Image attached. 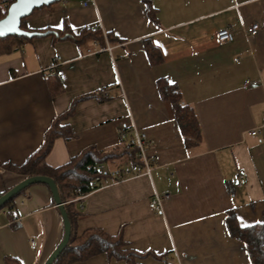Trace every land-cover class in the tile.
Returning a JSON list of instances; mask_svg holds the SVG:
<instances>
[{
    "label": "crops",
    "instance_id": "obj_1",
    "mask_svg": "<svg viewBox=\"0 0 264 264\" xmlns=\"http://www.w3.org/2000/svg\"><path fill=\"white\" fill-rule=\"evenodd\" d=\"M149 2L155 21L143 0H60L27 16L30 31L67 23L74 31L97 28L104 40L76 43L37 35L0 52V192L23 179L4 165L23 164L53 118L89 96L68 119L76 137H58L47 164L62 165L89 145L119 153L120 130L128 128L145 138L151 171L118 181L108 176L78 201L76 233L122 231L129 248L150 254L138 258L140 264H252L226 218L233 210L242 226L264 217V0ZM256 22L260 30L249 36L245 26ZM227 27L235 39L219 43L216 32ZM107 33L116 40L109 42ZM146 39L160 50L161 63L150 64ZM49 71L63 87L55 96ZM160 78L175 83L195 110L199 144L185 146L172 105L158 91ZM102 88L110 90L107 98L100 96ZM254 129L258 133L250 134ZM118 163L108 169L128 165ZM165 193L170 198L163 212L152 210L156 194ZM17 209L18 228L0 211V264L6 256L44 264L64 236L52 192L33 184ZM74 264L127 263L99 254Z\"/></svg>",
    "mask_w": 264,
    "mask_h": 264
},
{
    "label": "trees",
    "instance_id": "obj_2",
    "mask_svg": "<svg viewBox=\"0 0 264 264\" xmlns=\"http://www.w3.org/2000/svg\"><path fill=\"white\" fill-rule=\"evenodd\" d=\"M14 1L0 0V19L7 14L10 4ZM143 1L147 5L149 18L155 21L156 9L149 0ZM26 18L27 16L22 18L21 27L30 30L26 25ZM40 35L52 36L54 41L67 39L76 43H83L88 40H104L103 34L97 28L84 27L80 31H74L67 23H65L63 29H46ZM106 37L109 42L116 40L111 33H107ZM25 39L29 38L16 34L0 38V52H10L15 45ZM144 47L151 65H157L163 61L160 50L149 39L144 40ZM48 87L52 96L62 92L61 79L56 73L48 77ZM157 88L162 99L169 101L172 105L185 146L189 148L199 144L202 139V130L198 117L195 110L184 103L178 86L175 83H171L167 78H160L157 80ZM87 97L89 96L74 100L66 110L53 118L50 126L45 131L42 144L23 164L14 165L7 163L4 167L6 170L20 174L23 179L37 175L49 176L57 185L60 198L65 205L71 222L72 233L69 243L65 245L52 264H74L99 254H105L110 259L124 260L127 264H140L137 259L150 254L129 248L122 231L116 235L109 234L101 228H88L81 234L75 231L78 219L82 215V210L77 206L79 201L76 200L77 197L80 193L91 192L99 187L95 181L96 177H100L104 182L108 177L106 172L99 169V165L109 164L110 167H113L118 163H116L117 159L123 161H119L120 163H142L137 155L138 147L131 142L133 133H131L130 129L127 128L128 135L120 142L121 152L119 153L100 149L96 145H89L78 154L72 156L68 162L57 167H52L46 162V158L58 137H63L66 140L76 137L68 119L75 113L77 102ZM40 184L50 189L47 184ZM29 187L14 195L0 207V211L4 210L12 221V228H18L21 225L20 222H17L19 217L17 209L18 199L25 195ZM229 187L230 185H228ZM9 189L6 188L0 192V196ZM77 189H80V191H77ZM229 190L231 191V187ZM226 219L230 234L245 244L252 264H264V223H255L249 227L241 226L233 210L228 212ZM261 222H264V217ZM4 260L5 264H22L20 260L11 256H6Z\"/></svg>",
    "mask_w": 264,
    "mask_h": 264
},
{
    "label": "water",
    "instance_id": "obj_3",
    "mask_svg": "<svg viewBox=\"0 0 264 264\" xmlns=\"http://www.w3.org/2000/svg\"><path fill=\"white\" fill-rule=\"evenodd\" d=\"M57 1L60 0H15L10 4L7 14L0 19V38L13 34L32 38L42 34V32L23 29L21 27L22 18L31 15L36 8L47 6ZM37 183H45L50 187L53 198L60 210L64 222V236L56 249L44 263L52 264L53 261L60 255L65 245L69 243L72 233L68 213L62 199L60 198L59 191L54 180L51 177L44 175L27 177L0 196V207L23 189Z\"/></svg>",
    "mask_w": 264,
    "mask_h": 264
},
{
    "label": "built area",
    "instance_id": "obj_4",
    "mask_svg": "<svg viewBox=\"0 0 264 264\" xmlns=\"http://www.w3.org/2000/svg\"><path fill=\"white\" fill-rule=\"evenodd\" d=\"M260 30V24L259 23H253L250 25L245 26V32L249 36H255L258 34ZM235 31L232 28H221L216 32V39L219 43H227V42H232L235 39ZM109 49L111 47H108ZM59 57H57L52 65V67L57 66L59 63ZM54 72L49 71L47 75H53ZM257 83V82H254ZM109 89L108 88H102L100 90V96L103 98H107L109 95ZM258 133L257 129H254L250 132L252 135H256ZM128 135L127 129L123 128L120 130V140L122 141L126 136ZM131 142L134 143L138 147V156L140 157L142 163H137V164H128L122 169H114V170H109L105 164L99 165V169L102 170L103 172H106L108 176L112 179V181H118V180H123L129 176H134L137 174L145 173L149 174L151 171V163L149 160V157L147 156L145 152V138L142 136V134L137 130H133V138L131 139ZM95 181L101 187L105 183H103L102 179L100 177H96ZM77 191H80V189H77ZM89 194L87 193H80L79 196L77 197L76 200L82 201L86 198V196ZM170 198V194L165 193V194H156L155 198L150 202V208L152 210H155L157 212H163V201ZM32 248L35 249L36 245L32 244Z\"/></svg>",
    "mask_w": 264,
    "mask_h": 264
},
{
    "label": "snow or ice",
    "instance_id": "obj_5",
    "mask_svg": "<svg viewBox=\"0 0 264 264\" xmlns=\"http://www.w3.org/2000/svg\"><path fill=\"white\" fill-rule=\"evenodd\" d=\"M240 219L243 220V218H240ZM256 223H264V222L257 221ZM242 226H244V227H249L250 225H249V224H242Z\"/></svg>",
    "mask_w": 264,
    "mask_h": 264
},
{
    "label": "rangeland",
    "instance_id": "obj_6",
    "mask_svg": "<svg viewBox=\"0 0 264 264\" xmlns=\"http://www.w3.org/2000/svg\"><path fill=\"white\" fill-rule=\"evenodd\" d=\"M124 163H125V162H124ZM118 164H121V163H118ZM106 166H107V168H109V169L112 168V167L109 166V164H106Z\"/></svg>",
    "mask_w": 264,
    "mask_h": 264
}]
</instances>
